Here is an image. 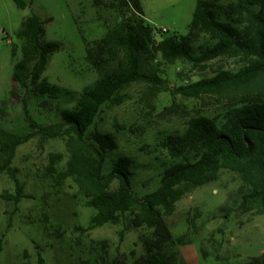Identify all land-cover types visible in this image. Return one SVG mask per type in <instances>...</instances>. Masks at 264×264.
<instances>
[{
	"label": "trees",
	"instance_id": "trees-1",
	"mask_svg": "<svg viewBox=\"0 0 264 264\" xmlns=\"http://www.w3.org/2000/svg\"><path fill=\"white\" fill-rule=\"evenodd\" d=\"M12 1L19 9L28 7L25 0ZM106 2L94 0V5L110 6L119 21L101 38L85 44V60L97 78L78 93L43 76L49 56L61 48L58 41L46 40L45 23L51 17L42 19L32 9L23 17L15 32L21 58L12 68L14 90L32 92L43 105L74 103L59 111L57 122L40 123L23 101L28 131L16 134L0 128V172L15 186L14 193L0 197L15 203L22 197L12 166L19 146L36 136L61 139L66 154L49 153L46 172L57 185L71 179L93 210L83 231L126 221L143 230L138 236L142 252L132 262L124 253H112L107 241H100L90 245V256L79 264H188L178 247L185 241L173 237L164 216L185 194L217 180L221 170L236 172L242 180L243 211L254 208L264 214V0H196L187 32L170 35L146 22L141 0ZM202 35L207 40L200 41ZM15 50L12 45L13 57ZM157 55L168 65L179 60L201 65L220 56L242 59L243 65L178 87L189 97L217 95L220 118L191 116L183 132L164 135L159 145L168 160L160 167L157 186L138 195L132 186L138 169L135 159L118 154L108 161L117 145L112 134L97 128L96 118L104 107L122 104L121 92L133 82L160 87L161 78L142 69L144 61ZM39 261L43 264L41 257ZM242 264H264V252Z\"/></svg>",
	"mask_w": 264,
	"mask_h": 264
},
{
	"label": "rangeland",
	"instance_id": "rangeland-1",
	"mask_svg": "<svg viewBox=\"0 0 264 264\" xmlns=\"http://www.w3.org/2000/svg\"><path fill=\"white\" fill-rule=\"evenodd\" d=\"M105 3L106 0H104ZM231 0H220L226 3ZM19 9L12 0H0V128L24 134L23 101L31 117L40 123H54L59 111L74 102L39 103L30 91L14 90L12 68L21 58L20 41L15 32L32 9L45 23L46 40L58 41L61 48L48 58L43 76L54 85L82 91L97 78L85 60V44L101 38L108 27L119 21L110 6L94 0H25ZM29 3H31L29 5ZM196 0H141L143 18L153 28H166L164 35L185 34ZM207 40L201 36L200 41ZM16 45L15 56L11 46ZM143 63V71L161 78L159 88L136 81L127 85L122 104L104 107L96 126L113 135L118 154L135 159L138 169L132 181L138 195L157 186L160 167L167 162L160 147L166 134L181 133L191 116L218 119L219 97L202 94L199 98L183 95L178 87L211 77L220 70H238L242 59L220 56L201 65L183 60L163 63L159 55ZM166 107H172L166 111ZM51 152L66 154L61 139L41 140L38 136L16 150L12 166L23 190L19 202L0 197V264H79L91 244L107 241L112 253L127 256L129 262L141 254L138 236L142 229L128 221L83 231L93 215L71 179L57 185L46 172ZM63 166V162L61 166ZM12 179L0 172V195L14 193ZM245 191L239 175L221 170L217 180L194 188L176 203L166 223L178 240L188 264H242L264 252V214L256 209L243 211L241 194ZM133 253V255L131 254Z\"/></svg>",
	"mask_w": 264,
	"mask_h": 264
},
{
	"label": "built area",
	"instance_id": "built-area-1",
	"mask_svg": "<svg viewBox=\"0 0 264 264\" xmlns=\"http://www.w3.org/2000/svg\"><path fill=\"white\" fill-rule=\"evenodd\" d=\"M161 30H162V32H167L166 28H162Z\"/></svg>",
	"mask_w": 264,
	"mask_h": 264
}]
</instances>
